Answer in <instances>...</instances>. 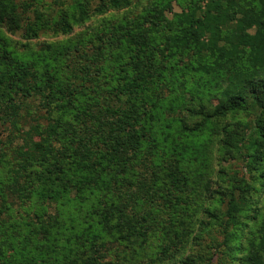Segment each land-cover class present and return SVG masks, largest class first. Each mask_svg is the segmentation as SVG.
Wrapping results in <instances>:
<instances>
[{
	"label": "trees",
	"instance_id": "16d2710c",
	"mask_svg": "<svg viewBox=\"0 0 264 264\" xmlns=\"http://www.w3.org/2000/svg\"><path fill=\"white\" fill-rule=\"evenodd\" d=\"M72 8L32 20L0 0V27L66 36L89 18ZM85 41L19 52L0 32V264H264V197L247 221L264 196V0H152ZM212 150L246 175L214 182ZM216 229L217 254L184 257Z\"/></svg>",
	"mask_w": 264,
	"mask_h": 264
},
{
	"label": "rangeland",
	"instance_id": "374dc122",
	"mask_svg": "<svg viewBox=\"0 0 264 264\" xmlns=\"http://www.w3.org/2000/svg\"><path fill=\"white\" fill-rule=\"evenodd\" d=\"M18 3V8L20 14L24 16L25 18L30 17L32 20L36 17V12L43 13L45 15L46 19H52V18H58L59 14L69 11L70 8L76 3L85 2L86 8L88 10L89 18L84 22L82 25H75L73 32L69 35H62L59 33V29L56 28V31L53 28L46 30L43 33L39 34V37L37 39H33L31 41L24 38V30L18 29L15 32H10L7 27H0V32L5 36V38L8 39L9 43L12 47H14L19 52H25L26 49L29 47L32 48V50H41L46 49L47 44L52 45H58V44H70V43H76L79 40H86L83 44V48H79V50L84 49L86 53L92 54L94 51L93 43L91 42V39L95 37V34H101L102 32H106L107 28L110 26V24L113 22H118L125 18H131L136 16L138 13L142 12L143 8L149 4L152 0H136L135 4L131 8H124L121 10H106L104 13L98 12V6L104 3L105 0H16ZM33 3V7H26V4ZM173 12H180L181 6L177 4L176 1L173 3ZM73 9V8H72ZM171 13H168V16H171ZM79 24V23H78ZM56 32H58L56 34ZM87 34V35H86ZM105 38V37H104ZM89 42V43H88ZM51 54V53H48ZM76 54L78 58L80 59L81 55H78L75 52H70L68 56L66 55L65 58H71L72 55ZM62 58V57H60ZM218 101L216 99H212L211 104L216 105ZM244 117V116H243ZM247 120V119H246ZM234 123L233 117H228L225 121L218 122L219 129L224 127L226 124L227 126ZM9 125L6 123H3V120H0V140L4 142L7 140L8 136L10 135L9 132ZM216 139L212 138L211 142L214 143ZM211 143V147H212ZM216 146H213L214 148ZM212 166H213V175L212 178L214 179V182L217 180H220V169L221 167L225 168V171L229 173H237L239 178L243 175H246V169L244 168V164L242 160L240 159H232L230 158L231 155H227V160H224L218 157L215 150H212ZM213 188L216 189L217 185L213 184ZM263 195L259 194L256 198V200H253V211L248 217L249 224H252L253 222V215L257 210L260 211V207H262L263 202ZM208 206L211 205L210 201H207ZM260 206V207H259ZM202 218L206 220V215L203 214ZM208 221V220H207ZM198 229V228H197ZM222 239V236L218 233V229L215 230V232H212L209 235L203 234L202 237L198 238L197 240H193V244L187 247L185 251V256L187 257L188 254H196V255H203L205 256V253L209 251L210 253L214 252L217 254V241H220ZM156 246V245H153ZM152 251H155L153 248ZM158 253V252H157ZM114 256V254H113ZM112 257V256H111ZM109 257V259H111ZM155 258L162 259V256L160 254L155 255Z\"/></svg>",
	"mask_w": 264,
	"mask_h": 264
}]
</instances>
